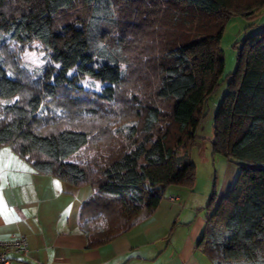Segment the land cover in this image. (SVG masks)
<instances>
[{"label":"trees","instance_id":"16d2710c","mask_svg":"<svg viewBox=\"0 0 264 264\" xmlns=\"http://www.w3.org/2000/svg\"><path fill=\"white\" fill-rule=\"evenodd\" d=\"M262 12L264 0H0V147L39 174L90 186L80 229L87 248L109 243L151 215L168 187L193 188L190 149L221 81L224 23ZM33 43L50 62L34 79L4 56L7 45ZM236 50L211 148L239 173L217 203L211 195L197 249L209 264H264V29ZM136 76L135 120L84 157L98 112L79 107L78 82L105 84L95 97L109 106Z\"/></svg>","mask_w":264,"mask_h":264},{"label":"crops","instance_id":"0c3cea01","mask_svg":"<svg viewBox=\"0 0 264 264\" xmlns=\"http://www.w3.org/2000/svg\"><path fill=\"white\" fill-rule=\"evenodd\" d=\"M93 194L35 172L9 146L0 147V242L22 238L27 251L9 264H209L197 249L205 217L191 190L171 186L155 211L127 232L87 248L79 210ZM194 222H196L194 224Z\"/></svg>","mask_w":264,"mask_h":264},{"label":"rangeland","instance_id":"374dc122","mask_svg":"<svg viewBox=\"0 0 264 264\" xmlns=\"http://www.w3.org/2000/svg\"><path fill=\"white\" fill-rule=\"evenodd\" d=\"M262 29H264V12L253 19L234 15L224 23V30L219 44L224 58L221 81L202 106L203 118L195 131L197 141L195 146L190 149V160L195 165V197L199 199L198 201H203L199 218H204L211 195H216L215 202L217 203L221 197L226 195L239 173V167L235 161L212 154L213 122L217 108L226 94L229 77L236 69V46L240 45L245 36L259 32ZM141 44L143 46V40ZM4 51H6L4 56L7 62L10 61L13 65L19 64L20 68L33 76V79L39 76L50 63L37 43L31 44L23 52H19L14 44L7 45ZM70 72L73 73L74 69ZM141 77H133L131 82L121 86L116 102L109 106H105L104 103L101 104L95 97L105 84L89 77L80 79L78 84L82 87L84 93L77 95L78 101L82 105L79 107L94 109L98 112L97 117L94 119L91 144L82 151L84 157L92 156L95 146L109 142L113 137L109 133L116 127L130 120H135V106L132 101H129V93L137 82L140 84L138 87L143 88V77ZM140 101L143 102V94ZM103 130L106 134L101 135Z\"/></svg>","mask_w":264,"mask_h":264},{"label":"built area","instance_id":"2783aa9c","mask_svg":"<svg viewBox=\"0 0 264 264\" xmlns=\"http://www.w3.org/2000/svg\"><path fill=\"white\" fill-rule=\"evenodd\" d=\"M26 251V241L22 238L0 242V264H9L12 255H22Z\"/></svg>","mask_w":264,"mask_h":264}]
</instances>
